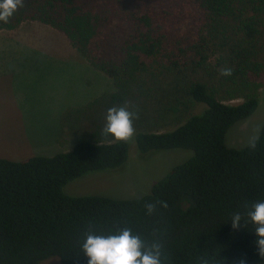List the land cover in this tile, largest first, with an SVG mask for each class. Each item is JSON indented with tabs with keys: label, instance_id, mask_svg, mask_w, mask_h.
I'll return each instance as SVG.
<instances>
[{
	"label": "trees",
	"instance_id": "1",
	"mask_svg": "<svg viewBox=\"0 0 264 264\" xmlns=\"http://www.w3.org/2000/svg\"><path fill=\"white\" fill-rule=\"evenodd\" d=\"M36 22L60 32L112 92L89 106H127L141 154L187 149L137 198L68 196L62 187L97 170H122L129 142L83 140L67 152L0 158V264H88V234L125 228L162 245V264H264L247 212L264 200V122L255 150L224 135L257 106L264 86V0H25L0 33ZM230 67L231 76L220 69ZM237 104L226 102L239 100ZM158 129H164L159 131ZM254 139V138H253ZM156 200L149 216L144 204ZM240 211L241 228L231 216Z\"/></svg>",
	"mask_w": 264,
	"mask_h": 264
},
{
	"label": "rangeland",
	"instance_id": "2",
	"mask_svg": "<svg viewBox=\"0 0 264 264\" xmlns=\"http://www.w3.org/2000/svg\"><path fill=\"white\" fill-rule=\"evenodd\" d=\"M15 35L21 45L13 43L0 55V158L50 156L67 152L83 140L106 141L101 135L106 111L100 104L92 109L89 103L114 90L111 80L86 65L63 35L47 25L24 23ZM257 100L248 117L227 129L224 140L228 148L240 149L257 136L264 122V86L259 88ZM57 126L62 128L59 133ZM136 146L133 137L121 171L88 172L67 182L62 193L137 198L191 154L187 149L141 154ZM39 264L59 262L49 256Z\"/></svg>",
	"mask_w": 264,
	"mask_h": 264
},
{
	"label": "clouds",
	"instance_id": "3",
	"mask_svg": "<svg viewBox=\"0 0 264 264\" xmlns=\"http://www.w3.org/2000/svg\"><path fill=\"white\" fill-rule=\"evenodd\" d=\"M25 6V0H0V22L8 23L9 19L19 9ZM233 70L230 67L220 69L222 76H231ZM138 113L130 111L127 106L110 107L106 114V124L101 135L106 141L112 137L115 141L129 142L135 135L133 120L138 119ZM258 136L251 139L248 147L255 150ZM111 142V141H108ZM157 205L167 208V203L156 200L146 202L144 208L146 214L151 216L157 211ZM247 216L255 226V246L259 257L264 260V200L251 205ZM241 213L237 211L231 216L233 230L241 228ZM162 245L159 242L151 246L138 235H134L130 229L125 228L115 235L88 234L82 245V251L88 258V264H162ZM235 264H247L246 256L237 258Z\"/></svg>",
	"mask_w": 264,
	"mask_h": 264
},
{
	"label": "crops",
	"instance_id": "4",
	"mask_svg": "<svg viewBox=\"0 0 264 264\" xmlns=\"http://www.w3.org/2000/svg\"><path fill=\"white\" fill-rule=\"evenodd\" d=\"M16 30H12L11 32H7V33H0V55L1 54H5V52H3L4 51V49H6L7 50V48H12V45H13V43H18V44H20L19 42H18V40L17 39H15L16 37ZM21 45V44H20ZM11 51V50H10ZM33 53V52H32ZM57 128V130H55V131H58V133L61 131V127H59V126H57L56 127Z\"/></svg>",
	"mask_w": 264,
	"mask_h": 264
}]
</instances>
